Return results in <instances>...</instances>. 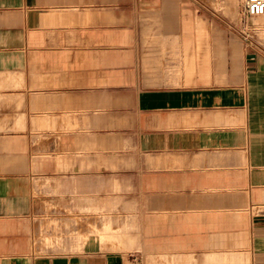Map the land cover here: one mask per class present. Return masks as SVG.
Returning a JSON list of instances; mask_svg holds the SVG:
<instances>
[{"label":"crops","instance_id":"0c3cea01","mask_svg":"<svg viewBox=\"0 0 264 264\" xmlns=\"http://www.w3.org/2000/svg\"><path fill=\"white\" fill-rule=\"evenodd\" d=\"M196 2L0 0V264H264V60L226 70ZM130 170L151 245H35L54 191Z\"/></svg>","mask_w":264,"mask_h":264},{"label":"rangeland","instance_id":"374dc122","mask_svg":"<svg viewBox=\"0 0 264 264\" xmlns=\"http://www.w3.org/2000/svg\"><path fill=\"white\" fill-rule=\"evenodd\" d=\"M193 11L199 22L209 24L210 37L222 35L227 40L229 45H226V52H231L233 46L230 43L239 39L241 61L226 60V70L244 68L243 52L256 54V57L264 60V16L249 15L244 0H197ZM215 63L210 60L209 68L214 67ZM224 80L228 83L232 77L226 76ZM241 80L243 81V78ZM87 165L88 162L82 163V168H86ZM117 166L118 163L114 159L112 168ZM100 175L102 174L98 173L95 179L96 188H92L90 185L94 184V176L82 174L81 188L79 192L75 190V193H79V196L75 197V203H72V197H69L73 192L72 189L66 187L64 196L60 193L61 191H52V196L59 194V200L58 203L54 202L48 206L49 214L37 224L35 245L78 248L81 243L92 237H96L101 244L109 245L114 249L132 248L137 244H152L151 237L143 238L125 234L127 231H136L135 222H132L136 218L135 210L138 207L136 199L142 192V185L150 184L151 175L142 178L135 170L113 174L108 172L105 174L106 182L110 185L108 192L100 189V186L105 184L103 178L99 179ZM111 177L112 180L108 181ZM144 191L146 195L151 189L145 188ZM121 195L129 201L125 210L134 213L133 217L130 216L131 221L128 220L127 213L120 210ZM107 197L112 199L106 201ZM101 198H104L103 202L99 201ZM99 202L107 204V208L93 206V203L99 204Z\"/></svg>","mask_w":264,"mask_h":264},{"label":"built area","instance_id":"2783aa9c","mask_svg":"<svg viewBox=\"0 0 264 264\" xmlns=\"http://www.w3.org/2000/svg\"><path fill=\"white\" fill-rule=\"evenodd\" d=\"M245 8L251 16H264V0H244Z\"/></svg>","mask_w":264,"mask_h":264}]
</instances>
